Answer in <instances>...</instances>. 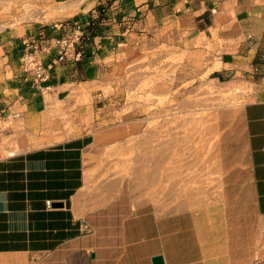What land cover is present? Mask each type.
I'll list each match as a JSON object with an SVG mask.
<instances>
[{
  "label": "crops",
  "instance_id": "obj_1",
  "mask_svg": "<svg viewBox=\"0 0 264 264\" xmlns=\"http://www.w3.org/2000/svg\"><path fill=\"white\" fill-rule=\"evenodd\" d=\"M105 1L84 19L86 55L56 66L47 90L20 79L19 38L0 44V117L18 115L0 120V139L19 137L16 122L56 101L76 104V88L99 82L97 61L120 39H142L156 25L190 37L216 30L222 40L239 43L234 76L261 86L242 107L245 159L232 165L227 183L245 228L250 213L264 217V0ZM131 133L117 125L52 144L30 135V141H14L16 150L6 145L8 153L0 152V264H152L155 256L163 264H232L218 212L213 220L209 209L148 210L128 200L120 179L96 177L104 156Z\"/></svg>",
  "mask_w": 264,
  "mask_h": 264
},
{
  "label": "rangeland",
  "instance_id": "obj_2",
  "mask_svg": "<svg viewBox=\"0 0 264 264\" xmlns=\"http://www.w3.org/2000/svg\"><path fill=\"white\" fill-rule=\"evenodd\" d=\"M104 2L0 0V44L41 31L57 36L76 20L84 22ZM238 46L222 40L216 30L190 37L171 25L151 26L139 40L120 39L107 59L97 61L99 82L76 88V104L56 101L45 111L28 114L14 126L19 137L0 139V152L8 153L6 145L16 150L14 141H30V135L33 141L52 144L129 126L132 133L104 156L96 177L120 179L128 200L148 210L209 209L213 220L218 212L232 264H264V217L250 213L245 228L233 210L227 183L232 165L245 159L242 107L261 90L234 76Z\"/></svg>",
  "mask_w": 264,
  "mask_h": 264
},
{
  "label": "built area",
  "instance_id": "obj_3",
  "mask_svg": "<svg viewBox=\"0 0 264 264\" xmlns=\"http://www.w3.org/2000/svg\"><path fill=\"white\" fill-rule=\"evenodd\" d=\"M89 22L72 23V28L64 29L57 36H48L41 31L36 36L23 38L19 42V77L29 83L32 89H48L55 78L54 68L66 62L75 65L81 62L89 38ZM253 71H257L254 68ZM17 114L1 116L0 120L14 119Z\"/></svg>",
  "mask_w": 264,
  "mask_h": 264
},
{
  "label": "bare ground",
  "instance_id": "obj_4",
  "mask_svg": "<svg viewBox=\"0 0 264 264\" xmlns=\"http://www.w3.org/2000/svg\"><path fill=\"white\" fill-rule=\"evenodd\" d=\"M183 109H184V108H183ZM147 131H148V130H147ZM170 134H171V133H170ZM159 141H160V140H159ZM189 145H190V144H189ZM189 145H188V146H189ZM158 149H159V148H158ZM167 149H168V147H167ZM160 151H161V150H160ZM156 152H157V151H156ZM169 152H170V150H169ZM159 153H160V152H159ZM165 153H166V152H165ZM164 155H165V154H164ZM144 156H145V155H144ZM177 167H179V166H177ZM181 167H182V166H181ZM156 168H157V167H156ZM169 170H170V169H169ZM174 170H175V169H174ZM174 170H173V171H174ZM180 170H181V169H180ZM144 171H145V169H144ZM170 171H171V170H170ZM153 172H154V170H153ZM164 172H165V171H164ZM179 172H180V171H179ZM183 172L185 173V171H183ZM213 172H214V171H213ZM142 173H143V172H142ZM142 173H141V174H142ZM156 173H157V171H156ZM160 173H161V172H160ZM184 173H183V174H184ZM191 173H192V172H191ZM143 174H144V173H143ZM164 174H165V173H164ZM171 174H172V173H171ZM178 174H179V173H178ZM187 174H188V173H187ZM150 175H151V173H150ZM150 175H149V176H150ZM157 175H158V174H157ZM219 175H220V174H219ZM141 176H142V175H141ZM149 176H148V177H149ZM163 176H165V175H163ZM174 176H175V175H174ZM179 176H180V175H179ZM182 176H183V175H182ZM184 176H186V174H185ZM184 176H183V177H184ZM148 177H147V178H148ZM157 177H158V176H157ZM159 177H160V175H159ZM172 177H173V175H172ZM175 177H176V176H175ZM186 177H188V176H186ZM151 178H152V177H151ZM166 178H167V176H166ZM166 178H164V179H166ZM178 178H179V177H178ZM181 178H182V177H181ZM155 179H156V176H155ZM168 179H169V177H168ZM179 179H180V178H179ZM193 179H194V177H193ZM142 180H143V179H142ZM148 180H149V179H148ZM151 180H152V179H151ZM151 180H150V181H151ZM153 180H154V179H153ZM156 180H157V179H156ZM171 180H172V178H171ZM182 180H183V179H182ZM182 180H181V181H182ZM188 180H191V179L189 178ZM154 181H155V180H154ZM154 181H153V182H154ZM157 181H159V179H158ZM168 181H169V180H167V182H168ZM175 181H176V180H175ZM179 181H180V180H179ZM192 181H193V180H192ZM184 182H185V181H184ZM188 182H189V181H187L186 183H188ZM176 183H178V182H176ZM191 183H192V182H191ZM141 184H143V183H141ZM154 184H155V183H154ZM188 184H190V183H188ZM169 185H170V184H169ZM177 185H178V184H177ZM177 185H176V186H177ZM179 186H180V185H179ZM182 186H183V184L181 185V187H182ZM190 186H192V185H190ZM161 187H163V186H161ZM165 187H166V184H165ZM167 187H168V184H167ZM171 187H172V186H171ZM184 187H185V184H184ZM163 188H164V187H163ZM190 188H192V187H190ZM190 188H189V189H190ZM165 189H166V188H165ZM189 189H187V190H189ZM195 189H196V188H195ZM201 189H202V188H201ZM166 190H167V189H166ZM169 190H170V188H169ZM175 190H176V188H175ZM177 190H178V188H177ZM177 190H176V192H177ZM184 190H186V188H185V189L183 188V191H184ZM163 191H164V190H163ZM173 191H174V190H173ZM173 191H172V192H173ZM179 191H180V190H179ZM179 191H178V192H179ZM167 192H168V191H167ZM201 192H202V190H201ZM154 193H155V192H154ZM184 194H185V193H184ZM195 194H196V192H195ZM221 194H222V193H221ZM169 195H171V193H169ZM172 195H173V194H172ZM179 195H180V194H179ZM191 195H192V194H191ZM191 195H190V196L188 195V197H191ZM176 196H177V195H175L174 198H176ZM184 196H185V195H184ZM170 197H171V196H170ZM179 197H180V196H179ZM179 197H178V198H179ZM204 197H205V196H204ZM174 198H173V199H174ZM185 198H186V196H185ZM185 198H183V199H185ZM191 198H192V197H191ZM193 198H194V196H193ZM177 200H178V199H177ZM187 200H188V198H187ZM189 200H190V199H189ZM185 201H186V200H185ZM194 201H195V200H194ZM194 201H193V202H194ZM188 202H189V201H188ZM190 202H191V201H190ZM199 202H200V201H199ZM178 203H179V202H178ZM190 204H191V203H190ZM196 204H197V203H196ZM182 205H183V204H182ZM182 205H181V206H182ZM188 205H189V204H188ZM198 206H199V205H198ZM184 208H185V207H184ZM208 219H209V218H208ZM199 229H200V228H199ZM232 231H233V230H232ZM254 233H255V232H254ZM203 235H204V234H203ZM225 235H226V234H225ZM254 236H255V235H254ZM198 237H199V235H198ZM203 237H204V236H203ZM220 237H221V236H220ZM199 240H200V239H199ZM218 240H219V239H218ZM235 240H236V239H235ZM202 242H203V241H202ZM230 243H231V242H230ZM235 245H236V244H235ZM235 245H234V246H235ZM220 246H221V245H220ZM228 246H229V245H228ZM222 252H223V251H222ZM234 253H235V252H234ZM229 255H230V254H229ZM234 255H235V254H234ZM202 256H203V255H202ZM231 257H232V256H231ZM227 259H228V257H227ZM236 261H237V260H236ZM203 264H204V263H203Z\"/></svg>",
  "mask_w": 264,
  "mask_h": 264
},
{
  "label": "water",
  "instance_id": "obj_5",
  "mask_svg": "<svg viewBox=\"0 0 264 264\" xmlns=\"http://www.w3.org/2000/svg\"><path fill=\"white\" fill-rule=\"evenodd\" d=\"M152 264H163L161 256H155L151 259Z\"/></svg>",
  "mask_w": 264,
  "mask_h": 264
}]
</instances>
